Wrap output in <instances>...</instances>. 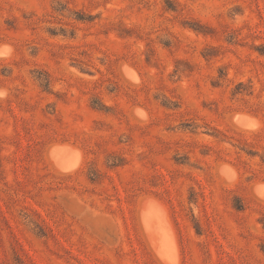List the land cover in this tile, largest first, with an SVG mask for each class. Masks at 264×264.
<instances>
[{"label":"rangeland","instance_id":"rangeland-1","mask_svg":"<svg viewBox=\"0 0 264 264\" xmlns=\"http://www.w3.org/2000/svg\"><path fill=\"white\" fill-rule=\"evenodd\" d=\"M0 264H264V0H0Z\"/></svg>","mask_w":264,"mask_h":264},{"label":"bare ground","instance_id":"bare-ground-1","mask_svg":"<svg viewBox=\"0 0 264 264\" xmlns=\"http://www.w3.org/2000/svg\"><path fill=\"white\" fill-rule=\"evenodd\" d=\"M56 162V161H55ZM56 164H57V162H56ZM165 255V254H164ZM165 257H166V255H165ZM171 260V259H170ZM161 263V262H160Z\"/></svg>","mask_w":264,"mask_h":264}]
</instances>
